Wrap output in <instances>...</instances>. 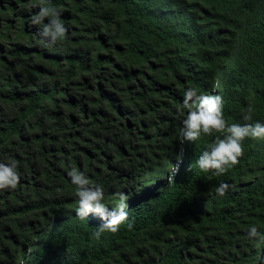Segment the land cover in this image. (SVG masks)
I'll list each match as a JSON object with an SVG mask.
<instances>
[{"label": "trees", "instance_id": "16d2710c", "mask_svg": "<svg viewBox=\"0 0 264 264\" xmlns=\"http://www.w3.org/2000/svg\"><path fill=\"white\" fill-rule=\"evenodd\" d=\"M45 6L68 30L47 47L31 23L40 0H0V162L20 176L0 190V264H264V241L247 238L251 225L264 235V140L246 138L225 173L203 172L219 134L181 142L177 112L191 87L220 95L228 124L248 106L264 124V0ZM73 167L109 210L128 196L116 233L97 239L100 217L75 214Z\"/></svg>", "mask_w": 264, "mask_h": 264}, {"label": "clouds", "instance_id": "9594fccd", "mask_svg": "<svg viewBox=\"0 0 264 264\" xmlns=\"http://www.w3.org/2000/svg\"><path fill=\"white\" fill-rule=\"evenodd\" d=\"M35 6L37 5L31 3L25 5L29 9ZM61 14L62 9L45 6V0H40L39 12L31 17L32 24L42 25L39 35L45 47L54 45L67 37L68 30L60 19ZM45 18L48 19L46 24L43 23ZM223 105L224 101L220 95H201L195 88L189 87L184 92L182 104L177 109L178 114L183 117L180 129L181 142H195L202 133L209 136L214 133L219 134L196 161L201 171L214 170L217 175L225 173L238 164L239 157L243 155L242 144L246 138L264 140V124L253 122L251 106L243 110V124H228L224 119ZM178 165L179 163L167 175L168 181L175 176ZM16 168L17 162L14 160L7 164L0 162V190H12L17 187L20 176ZM189 168L191 169L190 166ZM67 175L75 186L73 195L78 201L75 214L80 219H86L89 214H96L103 221L93 234L94 237L99 239L101 233L105 231L116 233L120 225L128 218L126 210L128 196L122 192L118 193L121 202L109 210L103 202L104 190L101 186L93 183L83 171L75 167L71 168ZM229 188L230 185L227 182H221L215 188V193L223 196ZM128 227L131 228L132 224L129 223ZM247 238L250 241H264V235L255 225L247 229Z\"/></svg>", "mask_w": 264, "mask_h": 264}]
</instances>
